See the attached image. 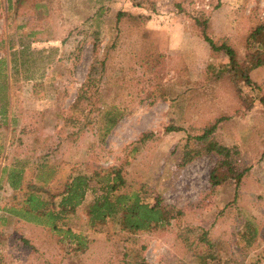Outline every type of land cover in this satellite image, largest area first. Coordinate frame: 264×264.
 <instances>
[{
	"label": "rangeland",
	"instance_id": "1",
	"mask_svg": "<svg viewBox=\"0 0 264 264\" xmlns=\"http://www.w3.org/2000/svg\"><path fill=\"white\" fill-rule=\"evenodd\" d=\"M9 5L0 0V85L14 94L23 123L37 127L23 129L31 136L7 150L6 164L16 155L37 182L35 165L47 157L55 194L75 173L121 169L128 193L150 204L160 197L183 215L150 232L113 220L92 228L90 192L69 219L87 242L75 251L49 228L7 212L14 194L1 170L0 264H264V66L250 73L256 88L236 83L228 57L197 24L207 19L210 38L243 63L249 33L264 24V0ZM111 108L125 117L102 139V114ZM221 118L213 139L230 150L233 172L219 155L197 153L196 138ZM188 152L193 159L184 163ZM213 170L225 176L221 185L212 186Z\"/></svg>",
	"mask_w": 264,
	"mask_h": 264
},
{
	"label": "trees",
	"instance_id": "2",
	"mask_svg": "<svg viewBox=\"0 0 264 264\" xmlns=\"http://www.w3.org/2000/svg\"><path fill=\"white\" fill-rule=\"evenodd\" d=\"M9 8L10 10L13 8L11 0ZM197 24L202 29L204 40L212 50L223 52L228 57L229 69L227 72L234 81L236 83L243 82L250 88H256L257 85L252 81L250 73L264 66V24L257 25L249 33L246 39L247 54L243 63H239L236 51L231 46L226 43L218 45L210 38L207 19H198ZM3 92H7V83L0 85V93ZM124 117V113L117 108H111L104 112L99 130L102 139H106ZM224 119L221 118L206 127L203 134L196 138L202 146L201 152L197 153L219 155L224 159L223 166L233 172L235 167L229 160L232 157L230 150L220 146L213 139L214 133ZM144 137L142 141L150 136L145 135ZM190 155L191 152L185 154L184 163L193 159ZM47 160V157L41 158L35 165V170L38 173L36 175L37 182L26 177V165L21 164V167L18 165L16 169L10 171L7 168L2 169L3 173L7 175L9 186L14 194L10 201V207L5 209L10 215L21 220L49 228L53 234L60 237L61 245L72 246L75 244V251L85 249L87 242L83 234L76 233L68 227L69 219L76 214L81 206L85 205L90 192L95 195L87 210L88 223L92 228L103 226L109 220H113L125 231L150 232L168 225L171 220L183 215L182 211L165 205L160 197H156L154 204H150L143 200L139 191L128 193L126 190L127 181L122 170L116 168L105 171L104 174L102 171L98 172L97 168L91 175L84 172L75 173L68 178L63 191L55 194L50 184L53 182L56 168L50 167ZM224 177L217 175L213 170L212 186L221 185ZM208 245L211 246L209 242ZM134 264L147 263L141 261Z\"/></svg>",
	"mask_w": 264,
	"mask_h": 264
},
{
	"label": "crops",
	"instance_id": "3",
	"mask_svg": "<svg viewBox=\"0 0 264 264\" xmlns=\"http://www.w3.org/2000/svg\"><path fill=\"white\" fill-rule=\"evenodd\" d=\"M0 63L2 62L0 61ZM14 98L15 96L12 92L7 91L0 93V155H1L0 171L4 168L9 169V171L11 169H16V167L19 165L16 159L17 157L16 155L12 157L13 159L12 161H10V163L6 164L7 150L9 149L13 151L14 147L21 145L23 139H26V137L29 138L31 136L29 131L27 133V131L23 129H25L26 127L28 128L37 127L36 126L37 122H35V124L31 122L25 124L23 123L24 121L23 116H20L17 113L16 106H14L15 104ZM3 157L5 158L3 159ZM3 161L5 162L3 163ZM27 161H29L28 165L31 166L30 163L31 158H28Z\"/></svg>",
	"mask_w": 264,
	"mask_h": 264
}]
</instances>
